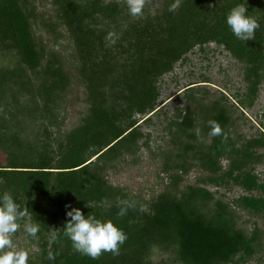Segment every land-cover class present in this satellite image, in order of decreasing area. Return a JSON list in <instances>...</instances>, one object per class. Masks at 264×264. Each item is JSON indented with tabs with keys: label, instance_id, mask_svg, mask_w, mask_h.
<instances>
[{
	"label": "trees",
	"instance_id": "obj_1",
	"mask_svg": "<svg viewBox=\"0 0 264 264\" xmlns=\"http://www.w3.org/2000/svg\"><path fill=\"white\" fill-rule=\"evenodd\" d=\"M175 2H144L133 16L127 0H0V57H9L0 62V193L11 192L28 209L26 220L40 223L27 264H161L149 259L153 250L173 248L182 264H228L254 252L256 229L248 235L209 189L182 183L195 169L209 184L236 185L248 194L235 207L264 218V178L254 173L264 165V134L238 146L225 134L226 106L197 103L193 86L170 121L185 141L159 166L158 177L168 179L162 190L146 198L107 180L117 162L139 152L144 133L135 116L155 110L159 79L195 46L215 42L244 64L250 104L264 81V0H179L169 11ZM239 3L260 25L252 40L237 39L226 24ZM80 88L85 112L64 129L79 100L70 94ZM209 120L221 135H208ZM124 201L131 206L119 216ZM66 204L121 228L127 239L119 254L92 259L75 251L62 235ZM52 230L60 233L55 241ZM49 251L58 253L54 261Z\"/></svg>",
	"mask_w": 264,
	"mask_h": 264
},
{
	"label": "rangeland",
	"instance_id": "obj_2",
	"mask_svg": "<svg viewBox=\"0 0 264 264\" xmlns=\"http://www.w3.org/2000/svg\"><path fill=\"white\" fill-rule=\"evenodd\" d=\"M110 1V0H107ZM162 0H144L157 7ZM38 9H42L38 5ZM8 57V56H7ZM184 61L174 64L172 71L165 73L159 79L157 86L159 97L154 111L144 115H136L139 127L144 136L139 143L141 148L133 156H125L107 173L108 182L122 187L134 195L148 198L162 190L168 182L165 174L159 173V166L166 160H175L182 152L183 134L170 126L175 118L177 108L183 107L189 87L196 91V102L207 105L219 100L226 106L231 116V122L225 129V134L238 146L245 140L264 134V81L260 84L258 93L250 104L251 96L247 94L248 83L244 80V64L234 58L223 45L215 42L201 47L195 46L186 54ZM9 58V57H8ZM0 57V62H5ZM82 88L70 94L71 101L78 98L69 107L63 127H74L85 112L82 101ZM78 96V97H76ZM196 106V105H195ZM147 119V120H145ZM209 138L207 143H209ZM264 153L263 149L258 150ZM189 157V156H187ZM190 158L188 159V162ZM222 164H226L223 160ZM259 179L264 178V165L254 168ZM205 173L189 171L182 183L202 186L209 189L215 200H221L233 210L236 224L248 235L256 229L257 246L251 256L242 258L237 255L228 264H264V218L250 215L243 209L235 207L233 200L240 195L248 194L242 188L231 183L215 186L204 181ZM253 194H259L253 191ZM12 240L19 249L29 251V261L36 257L38 246L36 241L28 236L23 228L12 234ZM149 259L154 263L182 264L176 257V249H154Z\"/></svg>",
	"mask_w": 264,
	"mask_h": 264
},
{
	"label": "clouds",
	"instance_id": "obj_3",
	"mask_svg": "<svg viewBox=\"0 0 264 264\" xmlns=\"http://www.w3.org/2000/svg\"><path fill=\"white\" fill-rule=\"evenodd\" d=\"M144 0H127L130 15L136 16L142 13ZM179 7V0L173 3L169 11H175ZM245 3H239L233 7L226 16V24L234 36L241 41L254 38L255 30L259 23L255 17L248 12ZM209 136H219L222 133L220 124L215 120L208 121ZM197 137L200 129H196ZM126 206L121 207L118 215L124 216L127 208L131 205L127 201ZM66 223L63 226L62 235L72 242L75 251L92 259H97L102 252L119 254V245L127 239L126 234L112 220L98 219L95 215L84 214L80 208L71 204L65 205ZM29 216L28 209L17 203L12 193L4 191L0 193V264H27L29 251L17 248L12 240V234L23 228L24 232L35 237L40 230V223L26 220ZM58 230L51 231V239H58ZM58 253L48 252L47 259L54 261Z\"/></svg>",
	"mask_w": 264,
	"mask_h": 264
}]
</instances>
